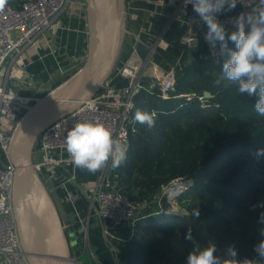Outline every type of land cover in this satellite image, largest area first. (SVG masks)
Listing matches in <instances>:
<instances>
[{"label":"trees","instance_id":"1","mask_svg":"<svg viewBox=\"0 0 264 264\" xmlns=\"http://www.w3.org/2000/svg\"><path fill=\"white\" fill-rule=\"evenodd\" d=\"M228 47L235 49L231 41ZM120 57L126 58L123 49ZM227 58L221 53L215 64L205 56L175 68L167 98L157 88L135 96L132 114L154 111L155 126L136 122L119 183L133 201L148 200V208L132 237L114 240L120 264H187L194 244H214L217 255L234 247L236 259L258 257L264 264L254 251L264 240V155H257L264 150V116L255 111L258 94H240L238 81L222 78ZM204 91L212 96L201 101ZM177 178L190 181L175 197L186 213L171 211L162 194ZM189 228L194 243L185 239ZM79 259L85 261V254Z\"/></svg>","mask_w":264,"mask_h":264},{"label":"built area","instance_id":"2","mask_svg":"<svg viewBox=\"0 0 264 264\" xmlns=\"http://www.w3.org/2000/svg\"><path fill=\"white\" fill-rule=\"evenodd\" d=\"M257 4L258 0H238L234 10L221 11L216 15L225 31H234L235 18L242 12L250 11ZM82 8L85 10L84 0H17V5L7 3L4 10L0 11V264H29L22 249L13 212L12 189L16 168L7 155V149L11 129L23 113L22 104L32 101L37 95L17 93L10 81L16 79L23 82L26 53L30 49L38 48L41 43L50 47L52 33L68 28L59 23L58 16L67 9ZM170 19L180 28L178 45L182 51L197 48L203 43L208 57L215 64L220 63L219 44L213 48L205 39L207 26L193 11L191 4L186 5L185 0L174 1ZM159 42L161 38L158 37L144 59L132 56L123 59L103 88L82 101L73 111L50 123L38 135L33 150V166L43 180L52 184V191L62 190L65 200L73 205L74 199L68 184L76 182L79 168L72 163L66 151L67 133L76 123H102L111 129L113 137L127 152L129 136L136 130L135 116L132 114L135 96L142 91L152 93L157 88L161 97L167 98L169 90L175 84V67L157 68L156 73L145 72L155 45ZM117 78L126 82L120 85L113 83ZM204 97L201 95L198 98L204 101ZM109 165L96 172L93 179L76 184L88 198L87 217L94 214L99 221L102 237L111 253L112 264H120L119 248L114 240L126 241L132 237L138 220L144 217L139 216L138 212L148 205V200L136 202L128 198L119 181L108 174ZM58 169L61 170V181L54 182L59 178ZM189 185L190 181L177 178L162 193L170 201L184 192ZM87 221L83 225L87 248L83 247L81 252L73 254L71 262L108 264L100 260L91 248ZM123 229L129 230V234H123ZM81 254H85V261L79 259ZM247 259L252 264H263L258 257Z\"/></svg>","mask_w":264,"mask_h":264},{"label":"water","instance_id":"3","mask_svg":"<svg viewBox=\"0 0 264 264\" xmlns=\"http://www.w3.org/2000/svg\"><path fill=\"white\" fill-rule=\"evenodd\" d=\"M126 1L84 0L87 51L83 61L45 93L22 104L23 113L11 129L7 155L16 168L12 205L29 264H73L68 225L53 197L52 184L33 166V150L45 127L73 111L111 78L129 33ZM203 95L212 96L209 91Z\"/></svg>","mask_w":264,"mask_h":264},{"label":"clouds","instance_id":"4","mask_svg":"<svg viewBox=\"0 0 264 264\" xmlns=\"http://www.w3.org/2000/svg\"><path fill=\"white\" fill-rule=\"evenodd\" d=\"M7 2L8 0H0V11L4 10ZM237 2L238 0H185V4H191L193 11L207 26L205 39L213 48L219 44L221 53L228 57L222 65V78L238 81L237 90L240 94H258L255 111L264 116V0H258L256 7L239 14L235 18V30L227 34L216 14L221 11L231 12L236 8ZM229 41L234 43V50L228 47ZM220 82L217 79L215 83L219 85ZM154 117V113L137 110L134 119L151 129L155 126ZM65 146L72 163L91 173L102 170L109 162L113 170L118 169L125 160V149L113 137L111 129L102 123H76L65 137ZM257 155H264V150H259ZM193 214L198 218L199 210H195ZM261 220L264 222V214L261 215ZM185 239L193 241L191 228L185 233ZM217 251L214 244L203 249L194 244L193 251L187 257V264H252L247 258L238 261L234 247H229L222 255H217ZM254 251L259 257H264V240L254 247Z\"/></svg>","mask_w":264,"mask_h":264},{"label":"crops","instance_id":"5","mask_svg":"<svg viewBox=\"0 0 264 264\" xmlns=\"http://www.w3.org/2000/svg\"><path fill=\"white\" fill-rule=\"evenodd\" d=\"M174 1L177 0H127L126 23H128L127 28L129 33L127 36L129 40L123 45L124 55L126 57L132 56L137 59H144L149 48L155 44L156 39L158 37L161 38V42L155 45V51L146 67V73H156L157 68H176L179 66L180 62L184 64L195 58L208 56L206 47L203 43L197 48L186 51L180 49L178 45L180 28L170 19L174 10ZM57 20L68 28L58 29L55 33H52L53 41L50 47L41 43L38 48L30 49L26 53V66L22 78L23 82L20 83L18 81V83H20L25 90H28L30 94H21L41 95L40 90L51 88L53 84L63 77V74L68 73L70 70L72 71L75 66L81 63L86 54L87 28L85 10L83 8L76 10L67 9L58 16ZM114 82L120 85L126 81L117 78L113 83ZM94 176L95 173L79 168L77 169L76 182L91 180ZM76 182L68 184L70 192L78 193L79 195L83 194L77 187ZM52 193L55 195L56 199H54L59 200L56 201V203L59 210L61 209L60 213L62 218H66L67 220L64 222L68 225V230L71 229L74 231L76 236L78 230H82L83 226H76L71 218L73 215L83 216L82 220L84 219L85 222L88 220V226L92 218L97 221L99 225V221L94 214H90L87 217L88 212L78 211L75 203L73 205L70 201L65 200L62 190L56 189L52 191ZM122 233L125 234V230H123ZM95 234L97 233L92 232V235L95 236ZM94 253L102 261H104V257H107V252L101 248V244L98 245ZM109 256H111L110 251ZM104 262L108 263L106 261Z\"/></svg>","mask_w":264,"mask_h":264},{"label":"rangeland","instance_id":"6","mask_svg":"<svg viewBox=\"0 0 264 264\" xmlns=\"http://www.w3.org/2000/svg\"><path fill=\"white\" fill-rule=\"evenodd\" d=\"M126 7H127V1H126ZM128 26V23H126V27ZM129 40V38H128V36L126 35L125 36V40H124V43L126 42V41H128ZM121 58V57H120ZM119 58V59H120ZM84 59V58H83ZM83 61V60H82ZM81 61V62H82ZM122 61V58L120 59V62ZM119 62V61H118ZM81 63H79L78 65H77V67L80 65ZM117 65H118V63H117ZM117 65H116V67H117ZM181 65H183V64H181V62H180V64H179V66H181ZM179 66H177V67H179ZM176 67V68H177ZM75 69V68H74ZM72 71H73V69H72ZM71 70L70 71H68V73H65V74H63V77L60 79V80H62L63 78H65L68 74H70L71 72H72ZM59 80V81H60ZM115 83V82H114ZM10 85H12L13 86V88L15 89V91L17 92V93H28V94H30V92L28 91V90H25L24 89V87L23 86H21V84L20 83H18V80H11L10 81ZM54 85V84H53ZM46 89V88H45ZM48 89H46V90H40L41 91V93L40 94H43V93H45L46 91H47ZM22 91V92H21ZM34 95V94H33ZM37 95V94H36ZM39 95V94H38ZM125 161H126V152H125V160H124V162L121 164V166H120V168H118V169H115V170H113L112 168H111V166L109 165V168H108V174L113 178V179H115V180H117V181H119V178H120V174H121V171H122V169H123V167H124V164H125ZM58 172H59V178L58 179H56V180H54V182H60L61 181V170L60 169H58ZM53 194V197L55 198V195H54V193H52ZM78 194V193H77ZM77 194L76 193H72V195H73V199H74V203H75V206H76V208H77V210L78 211H85V213H87V210H88V198L86 197V196H84L83 194H78V196H77ZM163 194V193H162ZM163 197V196H162ZM161 198V197H160ZM160 198H158V199H156L157 200V207L159 206V208H160V206H161V204H160ZM56 199V198H55ZM167 199V198H166ZM56 201H59V200H56ZM170 210L171 211H173V212H177V213H186V210L183 208V207H181L176 201H175V198H172L170 201ZM152 206H151V208H153V210H155L156 211V209H157V207H156V204H151ZM147 206H145V207H142L140 210H139V212H138V215L139 216H143L144 215V217H142V219H144L145 218V211L147 210ZM61 210V209H60ZM160 210H161V208H160ZM162 211V210H161ZM160 212V211H159ZM82 217L83 216H77V215H73V216H71V218H72V220H73V222L76 224V226L77 225H84V219L82 220ZM80 219H81V221H80ZM65 222L67 221L66 220V218H64L63 219ZM140 221H142L141 219H139L138 220V222H140ZM83 230H84V228L82 227V230L80 229V230H78V234H77V236H76V234H75V232L74 231H72L71 229L70 230H68V233H69V237H70V240L72 241V255L73 254H77V253H79V252H81L82 251V248L83 247H85V249L87 248V245H86V240H85V237L83 236ZM88 230H89V241H90V245H91V248H92V250L93 251H95L96 252V249H97V247H98V245L99 244H101V248L102 249H104V250H106V252H107V257H104L103 259H104V261H106V262H108V264H112L113 263V260H112V257L111 256H109V251H108V248H107V246H106V243H105V241H104V239H103V237H102V235H101V231H100V229H99V225H98V223H97V221H95L93 218L90 220V223H89V226H88ZM123 230H125V234H129V230L127 231V229H123ZM92 232H96L97 234H95V236L94 235H92ZM77 241V242H76ZM102 257V256H101Z\"/></svg>","mask_w":264,"mask_h":264}]
</instances>
